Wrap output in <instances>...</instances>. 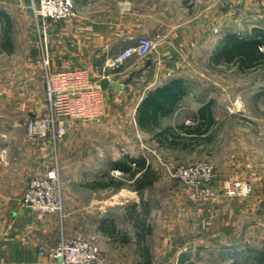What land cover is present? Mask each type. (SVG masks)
Wrapping results in <instances>:
<instances>
[{
  "label": "crops",
  "instance_id": "obj_1",
  "mask_svg": "<svg viewBox=\"0 0 264 264\" xmlns=\"http://www.w3.org/2000/svg\"><path fill=\"white\" fill-rule=\"evenodd\" d=\"M74 4L77 12L75 18L51 22L44 32L45 35L40 27L37 36L35 31V39L31 41L32 46L27 56L32 74H25L27 82L24 94L16 86H12L7 93L0 87V153L4 158L0 165V264H56L40 253V247H54L62 238L73 239L76 236L93 239L106 256L108 264H242V258L248 264H257L255 251L264 250L250 247V240L264 238V178H243V169L234 173L229 168L219 167L216 187H220L225 180L244 179L252 186L249 197L222 196L198 203H185L183 216H153L145 220V227L149 228L147 232H140L135 225L133 232L120 230V220L129 221V215L121 216V219L112 209L91 214L88 219L77 214L81 212L80 209H70L81 208L89 202L93 207L96 203L92 200L102 191L114 190L89 187L88 185L97 181L96 178L82 183L78 182V177L61 174L64 191L63 214L34 213L23 206L22 197L31 179L45 176L52 168L57 167L58 155L60 166L62 165L65 142L69 138L68 136L55 144L51 138L34 140L27 135L26 119L31 116H47L49 113L46 96L47 69L50 73H59L86 68L92 74L88 79L93 83L99 78L92 72L94 68L128 46L135 45L137 38L146 37L156 41L157 46L149 56L150 60L135 56L122 68L106 72L108 82L99 78L108 102L92 118H101L98 121L106 123L118 111H125L122 101L115 105L110 103L112 100L122 99L128 93L144 95L149 90L145 85L160 76L165 79L164 74L188 72L190 65L187 59L191 62V57L198 52L202 42L200 37L207 30L202 25L195 24L172 31L167 38L163 32L164 24L159 17V0H153V16L146 15L147 12L142 7L141 10L126 7V0H74ZM12 47L14 50L13 40ZM45 49L50 58L48 68L44 66L43 60ZM200 53L202 57L208 51ZM215 59L213 62L219 63ZM175 80L182 79L172 78L169 82ZM182 81L185 86L184 96L169 116L160 119L158 128L161 127L163 119L177 116L184 109L189 110V104L184 105L189 89L186 81ZM116 84L119 85L118 88L115 87ZM200 100L203 101V97ZM202 107L201 104L195 107L192 105L190 111L193 109L197 115ZM137 108L133 125L153 137L156 130L151 132L141 128L138 121L140 106ZM115 118L113 123L119 124L120 119L117 115ZM72 121H67L69 130L72 126L83 127L85 124L80 119ZM97 123L85 125L97 127ZM174 124L176 123L167 126L176 127ZM181 124L184 121L177 122L176 125ZM185 125L188 124L185 122ZM191 125H194V118ZM98 139L106 143L112 141L104 134ZM214 141L203 145H211ZM196 149L197 147L194 150ZM107 157L109 161L104 165V172L111 173L113 170L124 175L113 167L114 162L119 160H113L111 152ZM130 157L143 158L138 153ZM72 180L77 181L74 182L78 183L77 189L85 193L70 192L71 188L67 184L73 182ZM122 192L124 194L125 190ZM127 194L128 191L125 195ZM138 194L143 199V194ZM84 195H87V199ZM146 201L142 200V204ZM147 203L149 207V202ZM110 227H116L117 232L110 233Z\"/></svg>",
  "mask_w": 264,
  "mask_h": 264
},
{
  "label": "rangeland",
  "instance_id": "obj_2",
  "mask_svg": "<svg viewBox=\"0 0 264 264\" xmlns=\"http://www.w3.org/2000/svg\"><path fill=\"white\" fill-rule=\"evenodd\" d=\"M159 1L161 2L159 17L164 24L163 32L167 38L172 31L195 24L202 25L207 30L200 37L202 42L198 52L191 57V62L187 59L190 65L188 72L185 74H164L165 79H161L160 76L145 85L149 90L144 95L128 93L122 99L110 102L118 105L122 101L125 106L124 112L118 111L116 114L120 119L119 124L113 123L116 120V115H113V119L107 120L106 123L98 121L101 118L80 119V122L85 124L98 122L96 124L98 126H94L95 128L85 124L83 127L72 126L71 131L67 128L69 131L67 130L64 138L66 139L68 136L69 138L65 142V157L61 166L58 155L60 176L61 174L73 175L75 178H79L78 182L82 183L91 181L92 178H96L97 181H105L110 177L128 180L122 188H114L112 192L102 191L92 200L96 203L93 207L89 202L81 208H70L71 210L80 209L81 212L77 214H81L87 219L91 214L97 212L100 214L102 211L107 212L110 209L115 211L114 214L117 217L126 216V214L129 215L131 207L136 204L137 212L141 214L138 216L140 219L149 220L153 216L161 218L183 216L185 203H198L203 200L194 201L192 199L194 191L185 184L177 171H172L173 169L178 170L180 167L194 169L195 166L207 164L212 166L215 170L212 189L215 191L221 189L222 184L227 181L249 183L244 179H229L217 188L216 178L219 167L229 168L228 170L234 173H239L243 169L245 170L243 178H264V59L251 68H241L239 62H226L223 58L219 59V63L213 62L227 36L234 35L237 41H241L254 37V30L264 31V0ZM126 2V7L135 10H141L142 7L143 10H146V15L153 16L151 9L153 0H126ZM34 3L39 9L37 0L34 2L33 0H0V87L5 89L6 93L10 88L12 89V86H16L24 94L27 82L25 74H32L27 56L32 46L31 41L33 38L35 39V31L37 36L40 30L35 21ZM148 7L150 9H147ZM4 15L11 22L14 50L12 47L10 53L2 51L1 45V40L7 29ZM155 15H158L157 12ZM155 43L157 46L156 41ZM206 51L208 53L201 57L200 52ZM260 51L264 53V45L261 46ZM150 55L141 59L148 61ZM172 78L186 81L189 94L184 100V105L189 104V110L184 109L177 116L163 119L160 128L183 121L184 124L185 122L188 125L193 124L196 113L193 109L190 111L191 106L195 107L200 104L205 106L211 102L218 122L215 129L210 132V134H216L213 144L200 145L193 151L160 147L153 141L151 134L139 131L133 125L137 107L141 106L150 92L169 84ZM104 80L108 82L107 78ZM104 87H107L106 84ZM102 97H104V103L108 102L105 100L104 94ZM202 97L203 101L200 100ZM176 124L174 125L177 126ZM103 134L104 136L108 135L112 141L100 142L98 138ZM109 152H111L113 160H120L124 157L122 155L130 156L138 153L143 156L147 165L151 167L153 165L154 168H152L156 169L159 177L158 182L151 190L143 193V199L133 189L134 185L129 176H124L113 170L111 173L104 172V165L109 161L108 157L106 158ZM74 182L77 181L67 184L71 188L69 191L77 194L85 193V191L77 189L78 183ZM122 189L125 190V193L128 191V194H123ZM84 196L87 199V195ZM222 196L229 197L227 195L220 197ZM144 199L149 202V214L147 215L143 214L142 200ZM118 219L120 220V218ZM133 226L132 219L125 222L120 220V230L130 233L133 232ZM250 247L264 250V238L258 237L250 240ZM241 262L248 264L244 258L241 259Z\"/></svg>",
  "mask_w": 264,
  "mask_h": 264
},
{
  "label": "built area",
  "instance_id": "obj_3",
  "mask_svg": "<svg viewBox=\"0 0 264 264\" xmlns=\"http://www.w3.org/2000/svg\"><path fill=\"white\" fill-rule=\"evenodd\" d=\"M34 2V0H33ZM34 3L36 22L44 33L50 22H63L77 15L74 0H37ZM45 35V33H44ZM46 44V42H45ZM46 48V47H45ZM156 48V43L146 37L136 39V44L128 46L118 54L108 58L92 71L100 79H105L107 70H118L135 56L144 58ZM44 66L49 67L50 58L47 50L43 53ZM86 69L50 73L47 69L46 96L49 113L43 117H30L25 121L27 135L30 139L46 140L51 138L55 144L67 134V120L94 118L104 103L100 79L90 82L92 74ZM4 158L0 153V165ZM177 174L185 184L194 191L192 199L229 197H247L252 186L236 181L224 182L221 189H212L215 170L209 164L195 166L194 169L180 167ZM171 174V173H170ZM22 204L31 212L40 214H63L64 191L59 167L50 170L45 176L31 179L22 197ZM40 253L46 255L56 264H108L107 258L93 239L76 236L73 239L62 238L54 247H40Z\"/></svg>",
  "mask_w": 264,
  "mask_h": 264
},
{
  "label": "trees",
  "instance_id": "obj_4",
  "mask_svg": "<svg viewBox=\"0 0 264 264\" xmlns=\"http://www.w3.org/2000/svg\"><path fill=\"white\" fill-rule=\"evenodd\" d=\"M4 17L7 29L4 32L1 45L3 47L2 51L10 53L12 51L11 22L7 16L4 15ZM253 32L254 37L241 41H237L234 35L227 36L215 60L219 62V59L223 58L226 62L237 61L241 64V68H251L263 60L264 53L260 51V48L264 45V31L254 30ZM184 94L185 86L183 81L175 80L163 88L149 93L139 108L138 121L141 128L151 132L156 130L153 140L160 147L194 150L204 143L210 144L215 140L216 134H210V132L215 129L218 122L214 117L211 102L199 110L194 117V125L181 124L176 127L158 128L160 119L169 116L173 112ZM113 167L122 171L124 176H129L133 181L135 190L140 194L153 188L159 179L157 172L146 164L144 158L134 159L130 156H125L122 160L114 162ZM126 181L128 180L125 178L120 180L110 177L105 181L98 180L88 186L95 189H119L124 187ZM143 214H149L147 202L143 204ZM138 216H141V214L137 212V205H133L130 209L129 218L134 221L136 229L140 230V232L149 231V228L145 227V220L143 218L140 219ZM109 232L116 233V227H110ZM125 239L129 242L127 237ZM255 258L257 264H264L263 251L256 250Z\"/></svg>",
  "mask_w": 264,
  "mask_h": 264
},
{
  "label": "water",
  "instance_id": "obj_5",
  "mask_svg": "<svg viewBox=\"0 0 264 264\" xmlns=\"http://www.w3.org/2000/svg\"><path fill=\"white\" fill-rule=\"evenodd\" d=\"M115 87H116V88H118V87H119V85H117V84H116V85H115Z\"/></svg>",
  "mask_w": 264,
  "mask_h": 264
}]
</instances>
